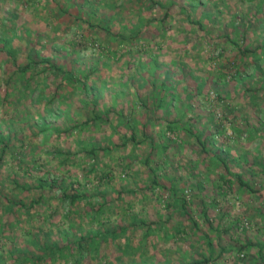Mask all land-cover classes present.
<instances>
[{
    "label": "rangeland",
    "instance_id": "obj_1",
    "mask_svg": "<svg viewBox=\"0 0 264 264\" xmlns=\"http://www.w3.org/2000/svg\"><path fill=\"white\" fill-rule=\"evenodd\" d=\"M0 134L10 136L0 160L4 255L122 227L114 246L97 238L101 253L87 248L84 264H128L121 249L145 232L135 216L152 233L132 264H255L264 259L253 244H264V0H0ZM91 142L109 150L94 160L83 149ZM78 186L80 200L61 198ZM41 192L32 212L7 213ZM62 252L46 264L78 256Z\"/></svg>",
    "mask_w": 264,
    "mask_h": 264
},
{
    "label": "trees",
    "instance_id": "obj_2",
    "mask_svg": "<svg viewBox=\"0 0 264 264\" xmlns=\"http://www.w3.org/2000/svg\"><path fill=\"white\" fill-rule=\"evenodd\" d=\"M108 30V28L106 29ZM231 42H233L235 44V46L238 48L239 45L235 40H231ZM5 49L4 51L10 55V56H14L15 54V50L13 48H6L5 45L3 46ZM41 62L45 63L49 68L54 69L56 71H62L61 68H59V65H56L54 62L51 61V59L48 58H41L40 60ZM32 62V59L29 58V62L27 63V65L25 66H19L18 70L20 71V73L22 75L25 74V72L28 70V68L30 67V63ZM72 74L73 72L70 71H63L62 72V76L64 79H71L72 78ZM164 82H162L163 84ZM84 87H86L87 85L84 84ZM159 101L164 102V97L160 98ZM162 103H160L161 105ZM159 105V104H158ZM97 117V119H99L98 116H94V118ZM172 123H170L168 126L169 128H172ZM44 126H46L43 123ZM190 131V130H189ZM133 142H135L136 138L134 134H131L129 136ZM197 137V140L199 141L201 148L203 151L207 152L208 148H207V144L205 140H201L199 134ZM9 141H10V136H2L0 134V144H1V150H0V160L2 159V155L6 152V150L9 148ZM84 152H86L90 157L94 158L97 156V151L99 149L104 150V151H108L109 148H105V147H99V145L96 142H91L90 147L86 148L84 147ZM223 151V150H222ZM225 151V152H224ZM223 152L226 153V150H224ZM214 157V158H213ZM211 157L213 160H217L218 162L222 163L226 169V171L231 174L232 176H234L237 180H238V184L240 187H247L249 189H251L248 185L247 182L243 180L241 174L239 173H234L232 171L229 170L226 161L222 158V157H216L215 155ZM148 160V158H146V161ZM0 167H1V161H0ZM41 181V180H40ZM44 181V180H43ZM56 180H49V179H45V182L48 183L47 185L49 187H51L52 189L55 188V182ZM154 182H156V179H153ZM13 185L16 188H21V189H28L26 187H24L21 184H18V182L16 180H13ZM38 185L41 186V189L44 187L42 182H39ZM73 184H69V187H72ZM83 191L84 189H81L79 186L73 188V190L71 192H67V189H63L62 188V194H61V198L62 199H70L71 203L73 204L74 202L80 200L82 197H84L83 195ZM43 199V192L39 193L37 195V198L30 200V202L28 204H26L25 202H23L21 199H17L14 202H10L8 208L6 209L8 214H14L16 211H23L26 214L32 212V207H34V205L40 204L41 200ZM8 200V198H7ZM102 207V205H101ZM183 207H185V202L182 201L181 202V208L183 209ZM35 208V207H34ZM94 210V211H93ZM34 211H36L34 209ZM87 215L90 214H94L95 218L92 217V221L98 220L100 217V209L97 208H91L90 211L86 212ZM7 220L3 221L4 223H6ZM0 232H3V230L6 227H9L8 225H4L2 224V220L0 219ZM50 222H48L47 224H49ZM132 226H134L135 228H142L145 227V232L143 233V237H141V239L139 240V243L136 247H134L132 245L131 242V238L128 239L125 242V245L123 246V248L121 250H123L121 253L126 255L127 257V263L128 264H132L134 261L137 262L136 260H134V256L139 254V251H141V255L147 254L148 253V245L146 243V238L149 237V235L152 233V229L150 227L149 224L144 223L142 220L137 219L135 216H133V221H131L130 223ZM54 225V224H49V226ZM38 231H40V229H38ZM42 231V230H41ZM44 231V230H43ZM126 229L122 228V227H118V228H111L110 230H102L100 232H97L95 235H88V236H79V238H77L74 241H66L62 243V240L57 237L56 239H54V241H52L48 246H44L43 243L39 244L36 239H35V243L36 245H40L39 248H41L43 251L41 253L38 254V252L36 251L35 253L32 252V250H28L26 249H19V248H15V249H11L9 251H7V255H4L3 252L4 251H0V260H7V258H9V264H46L45 258L47 256H49L50 258H54L57 257L60 258L62 256H64L63 254V250L66 249L69 251V254L71 255L72 251L76 248V252H78V256L72 261L71 264H84V262H86L85 260V254L86 252H88L87 248H89V250H93L96 251V253H101V251L99 249H101L100 244L97 245V238H100L102 242H107L108 245H115L114 244V240L126 233L125 232ZM46 232V231H45ZM100 236V237H98ZM172 234L169 235V237L171 238ZM110 243V244H109ZM47 245V244H46ZM99 248V249H98ZM142 249V250H141ZM46 251H48V253H46ZM8 256V257H7ZM140 258H143L142 256H140ZM67 259V258H66ZM68 262V261H67ZM138 264H146V261H138ZM120 262L116 261L115 264H119ZM137 264V263H136ZM188 264H198V261H191Z\"/></svg>",
    "mask_w": 264,
    "mask_h": 264
},
{
    "label": "crops",
    "instance_id": "obj_3",
    "mask_svg": "<svg viewBox=\"0 0 264 264\" xmlns=\"http://www.w3.org/2000/svg\"><path fill=\"white\" fill-rule=\"evenodd\" d=\"M253 243V242H252ZM262 242H259L258 240L256 241L255 240V243H253V244H255V246H258L257 247V251H258V253L257 254H259V253H263V246L262 245H264V244H261ZM251 245V244H250ZM210 246V245H209ZM227 248H225V247H219V251L217 252L218 254H217V256L216 257H223V254L224 253H226L227 252V250H226ZM213 256V248H212V245L210 246V252H209V255H208V257L206 258L207 259V262H210L209 260H210V257H212ZM261 258H262V260L260 259V260H258L255 264H264V259H263V257L261 256ZM191 261H196V260H190L188 263H190ZM161 263H163L164 264V262H161ZM160 263V264H161ZM187 263V264H188ZM167 264V263H166ZM198 264H199V262H198Z\"/></svg>",
    "mask_w": 264,
    "mask_h": 264
}]
</instances>
